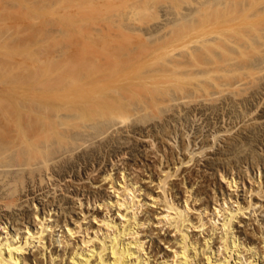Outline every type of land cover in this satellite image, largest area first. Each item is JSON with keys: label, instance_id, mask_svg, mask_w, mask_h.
<instances>
[{"label": "bare ground", "instance_id": "6f19581e", "mask_svg": "<svg viewBox=\"0 0 264 264\" xmlns=\"http://www.w3.org/2000/svg\"><path fill=\"white\" fill-rule=\"evenodd\" d=\"M255 1L260 10L254 14L244 5L234 23L235 11L229 8L228 21L211 29L209 66L199 70L206 71V76L200 73L205 85L202 75L193 76L201 85L196 82L190 97L185 90H179L178 98L159 89L163 94L158 99L155 89L108 86L138 79L135 72L124 82L99 72H51L52 59L65 60V40L93 38L102 9L114 10L119 0H0V75L7 76L0 82V264H264L263 177L250 176L256 188L239 190L245 188L239 169L238 179L221 173L226 188L220 189L222 201L215 196L211 206L209 196L192 191L207 180L189 165L197 155L202 156L197 162L212 155L207 150L215 142L230 152L237 141L244 143L242 134L264 125V0ZM83 26L89 29L77 31ZM144 42L150 45L148 38ZM103 48L115 57V49ZM176 55L166 63V72L180 69ZM179 101L212 110L224 102L237 103L233 106H240L241 115L232 122L229 111L230 122L218 130L224 137L215 132L213 144L201 141L197 150L192 148L199 136L181 141L178 150L167 146L171 132L165 129L159 135L140 131L136 142L144 149L133 161L124 159L126 153L111 157L102 150L120 127L129 131L134 124L162 121L164 114L180 108ZM96 148L102 160L113 158L112 168L101 175ZM246 156L240 157L245 164L260 170L258 155ZM76 164H85L81 172L73 171ZM66 177L71 179L61 185ZM86 182L102 183L106 194ZM50 187L55 188L52 197L44 196L40 206L37 198L31 200L32 218L25 211L15 214L31 190L49 188L51 194ZM58 189L77 204L76 218L64 206L69 198L55 196Z\"/></svg>", "mask_w": 264, "mask_h": 264}, {"label": "rangeland", "instance_id": "374dc122", "mask_svg": "<svg viewBox=\"0 0 264 264\" xmlns=\"http://www.w3.org/2000/svg\"><path fill=\"white\" fill-rule=\"evenodd\" d=\"M122 1L123 0H119L121 8L118 4L117 6H115L114 10L102 9L100 13L101 15L99 25L97 27V34L93 38H88L85 41L65 40V62L62 60L63 58H60V61L58 62L57 58H54V56L51 57V59L54 58L52 59L53 61L51 60L53 64V70H51V72L54 71L53 74L56 73V70H60L57 73L61 72L62 74H65L64 72L75 73L77 71L99 72L102 76L103 74L107 75L109 77L108 79L117 81L119 79L124 82L130 73L135 72L134 74L137 73L136 75L138 77L141 75L138 79L132 81L127 79L128 81H126L125 83H109L108 86H113L117 89H155V93L164 89L163 92L167 93V91H171V95H173L174 97H178V95L180 97L181 95L179 93V90H185L187 91H184L185 94L187 93L189 95L188 97H190L189 90L192 87L197 86L200 82V79H198L197 77L195 79V77L193 76L199 75L198 77H200L203 74L202 72L204 71V69L209 66L210 51L208 40L211 36L213 27L221 25L224 22L228 21L229 8L230 10L235 11V18H230V20L232 19L234 23L239 22V20L241 19V11L244 9V7H246L245 9H247L248 6H250L249 10L252 14H254L256 10H260V7L258 6L259 1H257V3L255 0H250L249 2H247L248 0H246V2H244L245 4L242 3L241 0H130L127 2V4L125 2L126 0L124 1L125 3H123ZM228 1L230 2L228 3ZM256 6L259 8H256ZM184 18L186 19L183 20ZM66 29L67 31H70L71 29V31L73 32V28L65 27V30ZM88 29V26H83L80 27L77 31L80 30L85 33ZM77 31H75V33ZM147 38L151 42H149L150 45L144 42L145 40H147ZM82 43H86L87 46L85 48L81 47L82 51L78 53L76 49L74 50V48ZM104 44L106 45V47L110 46L111 48L115 49V57L107 53L108 51H110V49L103 48ZM51 47L53 46H50V48ZM175 55L179 57V60L181 59L179 61L182 64L180 65V69L172 73L166 72V63L169 62L170 59H172V57H174ZM57 64L59 65V69ZM201 69L203 70L202 72H200ZM194 72H199V74L195 73V75H193ZM0 77V82H3L5 80L4 78L7 76H4L3 74L0 75ZM191 80H193L195 83ZM205 80L203 76V78L201 79L202 86L205 85ZM197 81L198 83H196ZM202 81H204V83ZM201 84L199 83V85ZM163 92L157 93L158 95L156 94V97L158 96L157 98L161 99L162 96L160 95H162ZM163 98L165 97L163 96ZM258 100L260 99H258L257 97L255 103L258 102ZM179 102L181 104L180 108L175 107L174 111L164 114V118H162V121L155 119L149 122L147 126L134 124V128L132 127L133 129H129V131L135 130L134 132H129L127 128L122 129V127H120L119 129L116 128L119 131L114 129L116 130V132L113 133L114 139L111 138V141H108V145L106 143H103L105 146L102 144V148L104 147L102 150H105V152L110 151V155H112L111 157H115V154L117 155L126 153V157L124 159H126V161H133V158H135L137 154H141L144 149V144L139 141L136 142V137H138L140 131L146 133L151 129L154 135H159L161 133L160 131H164V129L169 130L171 133L168 136L169 138H166L167 142L169 140L167 146L170 144L171 147H174L173 149L175 150H178V146L179 149H181V141L189 143L190 140H193L194 138L199 136V138L196 140L197 146L192 148L193 150H197L199 145L201 144V141H204V143L206 144H213L212 142L214 141L212 138L216 134L220 136L219 138H222L223 134L222 132H220L219 134L218 130L225 128L224 125L227 124H224V122H226V120L228 123L230 121L233 122L235 120V117L237 119V116L241 115L240 106H233L235 104V106H237V103L232 105L231 103H226L229 106L228 107L226 104H224V102L223 105L220 104L218 105V108L216 107L214 110H212L205 105L194 107L192 104H190V106L185 107L183 101ZM234 111L237 112L234 114ZM227 113L229 116L227 115ZM227 116L229 118L231 116V120ZM261 121L264 122V119ZM254 131L255 132H253V130L250 131V134H242L244 143L242 144L240 141H237V146L235 147L234 145L233 147H231L230 152L224 151V144L218 141L215 142L214 147L211 150H207V152L211 153L212 155L201 158L200 162L194 160L202 157L197 155L190 162L189 165H191L192 169L194 168L193 170H197L198 172H196L198 174H202L207 180L206 183H196L197 185L195 184L194 186L197 189L193 187L194 189L192 191H195L194 193L198 192L201 195L203 194V196H209L207 197V202L209 205L212 206L217 199L219 200V203L220 201H222V193L220 192V189L224 188V186L226 188V184L220 182L221 173L225 172L227 174H234L236 179H238L237 174L240 170L243 176V185H245V188L244 186H242L239 190L250 187L256 188L257 183L255 182V184L253 180L250 181V176L257 180L261 175L264 181V125ZM215 132L217 133L215 134ZM244 144L247 145L245 146ZM100 148L101 147H99L98 149ZM241 150H243V153ZM252 150L255 151L251 153ZM186 152L187 150L184 153ZM253 153H256L260 159V170H258L256 167V169L253 171L249 167V165L245 164V162L243 161L247 157L246 155H248V158L250 156L252 158ZM94 154H96V156L98 155V163L102 161V165L98 167L99 169L97 168L98 175L105 173L107 171L106 169L112 168L113 164L111 160L113 158L110 157V160L104 158V160H102V154L101 152L99 153V150H97V148L94 149ZM175 154H178L177 151ZM186 154L185 156L184 154H181L179 155V157L184 159L186 157ZM83 157L84 155L79 156L81 162L84 161ZM238 157H242L244 159L242 160V158H240L242 161L236 160L238 159ZM216 158H220L221 161L217 160ZM227 159L228 161L226 162L225 160ZM238 161L241 162L238 163ZM228 162H230V164ZM231 163L233 166H231ZM84 165L85 164H82L80 166L79 164H76L73 171L81 172ZM81 176L82 174L79 176V178H81ZM70 179L71 178L66 177L64 181L62 178L61 185H63L66 181L68 182ZM86 185H88L89 188L93 191H98L102 195L106 194L102 183L92 185L91 183L86 182ZM188 186V188L191 189V185ZM50 189H52L51 194H47L49 188L41 191H36V189L31 190V194L29 195V197H24L21 200V207L18 208V211H15L16 213H13L17 214L21 211H25L27 215L32 218L33 212H35V205L31 200L33 198H37L36 203H38V206H40V204L43 201L45 202L48 197H52L51 195H53V189L55 188L50 187ZM71 190L70 192H72ZM214 191H216L215 195H213ZM44 196H47V198L43 199ZM55 196L59 198H69L67 201L68 205L66 204L64 206L68 208V211L72 210L70 211L71 215L74 214L76 218V215L78 214V207L77 204L74 203V200L70 198L71 196L68 193H63L59 189L55 193ZM213 197L217 199L215 200V198ZM26 200L30 202L26 203ZM240 200H242V198ZM1 210L2 209H0V213L2 214ZM59 213L61 212L58 211L57 214ZM248 241L250 240L247 239V242Z\"/></svg>", "mask_w": 264, "mask_h": 264}]
</instances>
